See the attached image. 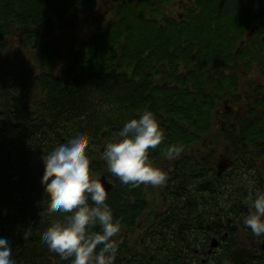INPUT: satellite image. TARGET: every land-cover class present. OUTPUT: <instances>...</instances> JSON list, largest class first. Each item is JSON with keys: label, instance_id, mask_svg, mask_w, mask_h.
<instances>
[{"label": "trees", "instance_id": "1", "mask_svg": "<svg viewBox=\"0 0 264 264\" xmlns=\"http://www.w3.org/2000/svg\"><path fill=\"white\" fill-rule=\"evenodd\" d=\"M172 1L116 0L113 19L81 49L69 50L68 63L61 71L66 78L49 69L48 65L61 57L50 43L39 49L35 77L25 67H0V237L9 240L16 264H70L71 258L61 260L41 239L44 228L62 218L55 212L42 213L47 203L41 184L43 154L78 130L87 129L90 168L98 174L103 162L97 149L145 108L167 128L161 147L171 141L194 142L195 131L203 124L197 79L207 78L205 85L211 89L214 70L222 71L236 59L233 49L245 30L239 33L238 27L259 23L256 15L263 12L264 5V0H198L184 19L177 20L164 15ZM96 3L0 0V52L8 48V41L16 33L28 47L35 46L43 35L44 19L70 28L73 10L92 11ZM259 55L262 57L257 63L264 73V54ZM182 66L188 70V86L193 90H188L184 98L179 88ZM154 73L169 81L171 90L162 85L153 89L150 80ZM207 97L203 95V99ZM257 99L260 109L261 99ZM182 105L193 131L179 128ZM247 135L253 145L263 136L260 129ZM108 176L113 188L107 203L120 226L127 225L140 213L138 208L144 199L141 188ZM26 230L30 235L25 239ZM98 230V225L93 227V231Z\"/></svg>", "mask_w": 264, "mask_h": 264}, {"label": "flooded vegetation", "instance_id": "2", "mask_svg": "<svg viewBox=\"0 0 264 264\" xmlns=\"http://www.w3.org/2000/svg\"><path fill=\"white\" fill-rule=\"evenodd\" d=\"M115 2L97 0L94 10L77 9L70 16L80 12L86 17L83 24L96 21L94 25L102 27L114 16ZM197 3L173 0L164 15L184 19ZM103 4L104 14L95 16ZM262 9L256 15L259 23L238 27L239 33L245 32L233 49L236 59L222 71L214 70L211 89L205 85L207 78L197 79L203 124L194 130L196 140L171 141L149 150V160L166 170L167 179L162 186L139 185L143 205L136 218L120 226L114 238L117 253L113 264H264V234L255 236L242 223L248 214L245 201L249 194L254 198L257 190L264 191V73L257 63L262 57L259 54H264V5ZM96 34L79 40L75 50ZM179 72L184 98L193 90L188 86L186 67H180ZM150 81L153 89L173 87L155 73ZM203 95L210 98L203 99ZM180 111L179 128L193 131L186 120V107L182 105ZM160 126L164 133L167 128ZM255 129L263 136L253 145L247 134ZM169 144L182 146L181 154L172 161L164 157ZM97 175L105 176L113 188L104 162Z\"/></svg>", "mask_w": 264, "mask_h": 264}, {"label": "clouds", "instance_id": "3", "mask_svg": "<svg viewBox=\"0 0 264 264\" xmlns=\"http://www.w3.org/2000/svg\"><path fill=\"white\" fill-rule=\"evenodd\" d=\"M162 139L163 129L157 117L145 108L113 133V139L104 145L99 159L104 162L106 172L121 184L162 186L167 172L154 166L148 157L149 150L155 149ZM89 147V132L81 129L41 157V184L47 195L42 213L55 212L62 216L44 228L41 239L61 260L71 258L70 264H113L117 253L114 238L120 231V221L114 218L107 203V178L102 182L90 168ZM181 152V145L169 144L164 157L172 161ZM245 203L248 214L242 220L243 225L255 236L264 234V191L257 190L254 198L250 193ZM96 225L99 230L93 231ZM23 235L26 239L30 231L26 230ZM11 254L9 240L0 237V264H16Z\"/></svg>", "mask_w": 264, "mask_h": 264}, {"label": "rangeland", "instance_id": "4", "mask_svg": "<svg viewBox=\"0 0 264 264\" xmlns=\"http://www.w3.org/2000/svg\"><path fill=\"white\" fill-rule=\"evenodd\" d=\"M105 10L106 5L103 4L100 11L96 13L95 16H101V14H104ZM108 19L112 20L113 17H109ZM70 20L72 22L71 27L67 28L65 26L61 27L53 21L44 19L41 24L43 35L36 42L37 44L32 47L26 45L19 33L13 35L15 37H12V39L8 41V48L0 52V67L5 68L8 66L12 69L25 67L30 72V76L35 77L40 63L38 57L39 49L43 44L50 43L53 47L57 48L61 57L57 62L48 65L49 69L53 74L66 78V75L61 73V71L65 69L66 63H68L69 50L74 48V45H77L76 43L79 40L101 29V27L94 25L96 21L83 24L86 21V17L80 12H76L73 16H70ZM97 150L100 151V148Z\"/></svg>", "mask_w": 264, "mask_h": 264}, {"label": "water", "instance_id": "5", "mask_svg": "<svg viewBox=\"0 0 264 264\" xmlns=\"http://www.w3.org/2000/svg\"><path fill=\"white\" fill-rule=\"evenodd\" d=\"M101 178H102V182H103L105 176H101ZM105 187H106V190L109 192L111 190V188H112V184L110 182H107L105 184ZM0 219H1V211H0Z\"/></svg>", "mask_w": 264, "mask_h": 264}]
</instances>
